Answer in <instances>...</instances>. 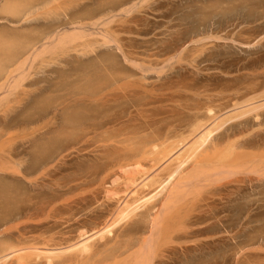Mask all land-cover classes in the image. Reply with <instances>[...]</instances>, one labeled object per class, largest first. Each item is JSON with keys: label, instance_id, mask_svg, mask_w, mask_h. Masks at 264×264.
Listing matches in <instances>:
<instances>
[{"label": "bare ground", "instance_id": "6f19581e", "mask_svg": "<svg viewBox=\"0 0 264 264\" xmlns=\"http://www.w3.org/2000/svg\"><path fill=\"white\" fill-rule=\"evenodd\" d=\"M6 1L4 0L3 3ZM28 1L29 0H27V2ZM49 1L52 2V11L47 10L49 11L48 13L44 11V15L42 16L41 14L43 13H41V11L39 10L41 8L38 9L37 5L41 7L40 5L49 3ZM54 1L55 0H33L31 2L29 1L28 3L26 2V4H21L22 9L18 8V5L21 3L18 1L19 3L17 2L18 5H16L15 8L16 10L18 8L21 13L18 10L15 12L13 9L12 11H10H14L13 14L15 15L16 13L18 14V20L20 19V16L22 19L23 15H27L26 13L29 12L28 14L30 16V19L28 18V15V17H24L28 18L29 22L30 20L34 21V19L39 22L38 18L35 17L39 12V18L40 16L41 18L45 17L44 19L48 18V20L51 21H48V23H54L52 20L55 18L57 21H60L57 16L58 12L55 9L59 8V3L63 4L62 1L59 2V0H56V4L54 3ZM80 1L81 0H79V2ZM129 1L130 0H96V8L94 7L95 9L93 10L92 7L89 11L88 9L84 10L86 12L74 11L68 14L66 13V10L64 11V9L61 8L60 10L63 9V11L60 12L66 13L63 14V16L67 17V25H70L71 27L74 26L73 30L69 29L70 31H67V25H63L66 22H63L62 24V22L60 21V26L58 25V22H56V25H58L59 27H65V30L60 32L58 31V27L56 25L54 26L52 24L54 27L50 28L49 24L46 23L47 20L44 21L42 19V21L45 22V25L47 26L46 27L42 24L43 27L45 26V30L42 27V30L44 31H42L41 28L37 29L40 25L36 24L37 28H35V26L33 28L29 27L31 32L29 31V33L28 31H25L26 33H28H24L23 35V32L18 28H25L22 19L21 23H23L22 26L17 27L18 31L16 32V30H13V33L15 31L16 35L15 33L13 34V36L15 35L14 37H12V33L10 35L13 39L11 41L5 40L6 42L2 40L0 41V93H6L4 94L6 95L5 99H8L7 97L13 94L14 96H17L16 98H18V96L21 97L20 100L16 99L19 102H21V100H25L22 97L27 96V90H25V87L27 85L24 84L26 85L24 87L22 83L26 80V78H28V76H30V70L32 71L34 66L37 67L38 65V69H41L44 66L48 67L47 65L50 62L52 63L54 59V61H56V58H58L59 55H63L64 53L67 54L68 52L70 55V51L74 52V54L80 51L81 53L79 54L81 55L84 53L81 50H86V48L91 47V44L98 42L102 46H104V44L106 46L108 44H113L121 52L124 61H126V63L132 64L138 71L142 72L143 74L145 70L141 68L140 64L135 62L136 56L132 55L133 52H130L128 46L127 49H129V51L124 49L126 47L123 48L124 45H121L122 43L120 42L121 40L117 35L116 30L113 27L108 26L113 20L112 18L115 17L113 12L119 7H122L124 3H129ZM67 3L70 2L67 1ZM10 4L8 6H10ZM77 4L79 5V3ZM133 6L134 4L132 3L131 6H128L126 9L122 8L123 10L121 11L123 13L128 12ZM84 8L86 9V7ZM33 9L38 10V12L35 13L36 11L34 12ZM30 10H33V12L35 13L34 14L32 12L33 15H35V18L32 14V16L30 15ZM49 13H53L51 14V18L48 15ZM97 14L101 15L97 16ZM0 16L2 17V15ZM1 17L0 20L2 19ZM12 17H14L12 19L17 18L15 16ZM32 17L33 20L31 19ZM90 19L91 21H93H88ZM85 20L90 23H85ZM10 22L12 23V21ZM29 25L27 24V26ZM84 25L92 28H97L98 26L104 28L99 37L97 36L100 39L96 40V37L93 36L94 33H89V29L87 30L88 33H86L85 30L88 27L84 29ZM13 27L11 26L8 28ZM1 28L3 30L4 27L0 26V29ZM33 29H36V33ZM9 30L7 31L9 32ZM37 30H40L43 33H40V31ZM19 31L22 34L19 33ZM17 33L19 35H17ZM0 35H2V33ZM88 36L93 37H90V39ZM5 37L8 38V35ZM85 37H88V39L90 40H87V38ZM202 39L197 40V42L201 41L202 43ZM96 54H98V52H96L95 55ZM101 54L100 56H102ZM134 54L136 53L134 52ZM107 55H103L105 57L98 56L99 58L95 56L97 57V60H99L100 58L102 59L98 61V63H96L97 61L90 64L88 62V65H86L85 63L86 67H82V63L80 64L79 62L80 65H78L82 69L79 68L77 70V67H75V70L79 71L80 73H74L76 75L75 79H73L71 82L65 83L68 85H64L62 83L64 85L63 94L62 92H60L62 95H59L58 98L55 97V99L53 97L54 100L50 99V95L48 96V98L51 100V105H49V103L47 104L49 106L45 104L46 102H50H45V100H48V98H42V100L40 99V101L42 102H39V104L43 103L41 106H36L35 103L38 104V101H35L33 105H35L37 108H33L37 109L36 112L34 111L36 117L30 118L28 117L29 115H25V113H27L25 112L24 117L19 118L18 120V127H20L21 130L18 135L15 136V138L18 137L20 140L19 150L16 149L17 152L12 151V153L11 151L3 153L1 149L2 152L0 153V160H2V163L0 164V171H9L8 173L11 172V175L13 173L15 176H18L16 181H19L18 179H21V181L25 180V183H27V185L31 187L29 189L35 187L37 188L39 185L42 188L44 187L43 189H45V185L47 184L45 180L50 176V174L55 171L56 168H58V166H61V164L64 165L65 159L68 158L69 155H71V153H68L70 152V150L76 152V154L73 153L75 154V156L72 154V156H74V159L72 161L74 162V160L76 161L77 152L81 151L82 153L83 149L85 152V150L89 148L87 145L89 143L91 145V143L94 142L95 145L93 144L94 146L92 148H89L88 150L90 151L94 148V151H96V149H98L97 152L103 155L101 156L100 154L101 160H99V155L96 156L100 161H98L99 163L95 161L96 157H94V161L91 160L93 162H96V165L95 163H90L94 164L93 168H91L90 166V169L87 168L88 165H86V167L84 168V165L81 169L85 170H80V174L78 173L80 171H77L76 173L79 174L77 176L78 178H73L72 182L70 181L72 185L66 188L67 192H71L72 190H76V192L79 191V193H76L80 197L79 199H81V196L83 195V193H85L84 190H87L85 188H88L87 193L85 194L90 195V200H87V197L84 200H65L64 198V200H45V198L44 200H24V198L27 199V193L29 192L25 193L27 196L25 197L24 195L23 198V196H21L22 193L20 195V192L19 194L18 192H15L18 195H15V193H11L17 190L16 188H12L13 185L11 186L12 190L10 192L8 191L10 187L7 190L8 186H5L6 184L4 185L2 184V182H0V264H154L155 259L160 256H164L163 253L164 251H166L165 248H168L167 250H170L169 247L172 248V245H169L168 243L172 244L175 238L176 240H181L178 235L180 237L185 236L187 231H185V233H181V236L179 231L180 229H183L185 227L186 230V225L188 224L190 226L189 228L187 226V228H191V220H193L191 219L193 218V216H191L192 213H196L198 209L199 211L202 210V208L198 206L200 205V202L198 203V205H196L197 200L201 199V195L206 196L207 199L211 194L217 195L220 194L221 191H225L223 195L224 199L222 200H234L237 198L239 199L243 195L242 191L245 188V185L243 186V184L247 185V181L245 182V180L249 179L250 182H258L260 181V179L264 178V78L263 80L261 79V81L255 80V82L252 80L249 83L247 82V84H245L244 86L236 85V87H231L229 89L228 87L226 88L222 86L219 88L220 90L218 92H215L216 94L208 91L206 83V88H202V91H199L201 92L200 100H196L197 96H199V93L194 91L196 92L194 94L192 92L191 95H195L196 97L194 96L195 98H191H194L196 101H190L194 103H188L189 106L186 108L183 106V108L186 109V112L184 111L183 117L178 115V113H180L181 115V111L183 112V109L179 107L181 104L178 106V104L176 103L175 106H178L181 111L178 110L177 113V110L175 109L174 111L177 114H175L174 112V118L171 117L172 119H170L168 122H166L165 120L164 122L162 119H160L162 120L164 125H162V123L160 124V121L158 122V120L153 121L152 119L143 117L145 115L143 114L144 112H142V114L140 113V117H143L144 119L140 118L139 116H131L132 118H130V116H126V113L125 116H122V118L128 117L127 119L124 118V121L120 120L121 118L119 117L116 118L113 116L114 118H112V116L108 115L107 112L105 113L106 116L104 117L105 114L103 113L104 111L102 112V110L99 108L100 105H98V108L100 110H92L93 104L91 103H95L97 106L98 102L101 104L103 99L107 100L108 102L109 98H114L115 95L117 96L118 93L116 94L114 93V91H118V95H120V91L123 92L120 96H125L126 98L128 92L129 95H131L130 91L132 90L126 91V88L129 87L128 89H130L132 87L130 86V84H133V81H131V77H133V74L130 73L132 71L129 70L130 72H124L125 69H122L123 72H118L117 69L113 70L114 63L110 58L111 55ZM72 56L74 57L73 54ZM95 57L94 60H96ZM64 59L66 60V58ZM69 59L71 62L72 58ZM35 61H37L38 63H36ZM66 67L67 66H65V68ZM51 71L53 70H50V72ZM65 72L66 71L64 70V73ZM33 76L34 75L31 76L32 80L28 78L30 80L29 82H27L28 86L31 84L36 85V83L43 82L39 77H37L38 79L34 80L33 78L35 77ZM134 77L135 80H133L135 84L140 80V77ZM43 79L47 83L48 80H45V78ZM68 79L66 78V80ZM136 79H138L137 82ZM220 79H224L226 83L225 78ZM63 80L65 81V77ZM49 83L51 84V82ZM217 84L216 86H218ZM139 85L140 83L138 82V86L136 84L134 87L137 86L138 88L142 86ZM61 87L63 86L61 85ZM143 87L145 88L144 85L141 88ZM172 88L173 87H171V90ZM214 88L215 87H213L212 89ZM138 90L135 91L138 93ZM140 91L138 94H140ZM143 91L145 92V90ZM155 91H157V89ZM55 92L57 93V91ZM144 92L141 93L143 94ZM147 92L148 91H146V93ZM165 92L167 93V91ZM181 92L185 93L186 91L183 90ZM49 93H51V91ZM137 93H135V95L138 96L137 99H139L140 101L141 97L139 98V95ZM146 93L143 94V97H146ZM160 93L163 95V92ZM111 95H113V97ZM29 96H27L26 98H28ZM37 96L38 95H36V97ZM3 98L0 99V101H4ZM147 98L149 99L150 97ZM167 98H169L168 100L171 101V97ZM158 99L159 98H157V100ZM178 99L180 98L178 97ZM190 99L188 98V100ZM34 100L35 99H33V102ZM132 100L135 101L136 99H131V103H133ZM175 100L177 99H174L173 101H171V103H175ZM145 101L147 102V100ZM152 101H154V99ZM126 102H122L120 104H125ZM135 102L137 104L138 100ZM142 102L143 104H146V102ZM142 102H140V104ZM18 103L16 104L18 105ZM26 103H24L21 108L24 111H26L25 109H28L26 107L28 104ZM29 103L31 104V102ZM86 103H90L89 106L92 105L91 108ZM17 105L15 107H17ZM103 105L105 107V104ZM122 107L124 106L122 105L120 108L119 105L118 109H122ZM142 107L141 108L144 109V106ZM113 108L111 107V109ZM172 108L174 109L173 105L171 106L170 110H172ZM5 109L6 108H4L3 111ZM136 109L132 111H136ZM157 109L161 108L159 107ZM165 110L164 112H167L169 109H167V111ZM29 111H31L30 108ZM140 111L141 110H139V112ZM130 113L129 115L135 114L132 112ZM31 114L32 112L30 113V116ZM57 114L60 117L59 122L55 121L56 117L58 118ZM122 114L124 113L122 112ZM3 115H1V117ZM32 115L34 116V113ZM107 115L111 118H108ZM157 116H159V114ZM149 117H151V115ZM153 117L154 115H152V118ZM168 117L170 116H167V118ZM5 118L7 120V116ZM14 118H16V116H14ZM133 118H138V120L140 118L141 120L143 119V121L140 120L139 122H137L138 120L136 119L137 121L135 120V122L137 123H133ZM145 119L149 121H146ZM15 123L14 125L16 126L17 124ZM35 123H37V128L29 127L30 129L27 130L28 128H26V126H28V124L33 125ZM3 124L4 126H6V123ZM12 125H10V127H8L9 125L6 127L10 129ZM1 126L3 128V125ZM3 130L7 131V129L5 128H3ZM6 131L2 132V134H6ZM2 134L0 132V138L1 136H3L2 138H4L5 135ZM12 136L13 135L9 133V135L7 137L5 136L6 138L2 140L3 142L0 141L1 144L5 143V141H9L7 143H10V141L12 142ZM27 137L28 139L30 137V139L28 140ZM27 144L28 149L26 148ZM9 146L11 147V145ZM0 147L2 148V146ZM93 154L95 155V153ZM69 162H71V160H68L66 163L69 164ZM74 167H76V164L74 165ZM86 168L88 170H86ZM74 170L78 169L75 168ZM14 175H12L11 177H13ZM249 175L253 177L251 178L249 177ZM43 182L44 184L46 183L44 186H42ZM93 182L96 183V188L93 186L95 185ZM17 183L20 184L19 182ZM229 183H234L233 185L236 184L235 188L233 186V189H235L233 190V192L228 189H231L232 186L226 188L227 184L229 185ZM91 184H93V187H91ZM19 186H21V184ZM22 186L25 187L24 183L22 184ZM209 186H213L212 189L215 192ZM209 188L211 189V191H213L212 193L209 191L211 194H205L209 192L201 194L202 190L206 191V189ZM39 189L40 188H38V191ZM225 189L229 190L230 194H228L229 191H226ZM51 191L55 193L54 190ZM34 193L36 194V192ZM60 193L62 194V192ZM97 193L98 195L101 193V199H98ZM19 195L20 197H17ZM57 195H59V193ZM233 195L234 197H231ZM11 196L17 197V199H20L22 197V200H14ZM34 196L35 195H33L32 198ZM220 197H222V195ZM32 198H29L28 196V199ZM209 200L211 199L209 198ZM204 201L206 200L204 199ZM204 201L202 200L201 202L204 204ZM205 203L206 205L204 204L202 206H206L207 208V205H209L208 201H206ZM208 208L211 207L208 206ZM205 211L206 210H204V212ZM195 213L194 216L197 218L198 216H196ZM196 218H194L195 220H193L194 223L198 222L196 221ZM187 220L191 222L188 223ZM193 225L194 224H192V226ZM198 227H200V225ZM174 231L176 233L178 231L179 233L176 234ZM182 231L184 230H181V232ZM172 233L176 234H174L175 236L173 235L175 238H173V236L171 235Z\"/></svg>", "mask_w": 264, "mask_h": 264}, {"label": "rangeland", "instance_id": "374dc122", "mask_svg": "<svg viewBox=\"0 0 264 264\" xmlns=\"http://www.w3.org/2000/svg\"><path fill=\"white\" fill-rule=\"evenodd\" d=\"M3 1L4 0H0V5L2 4L1 5L2 7L0 6L1 7L0 15H2V17L0 16L2 18L0 20V26L4 27L5 29L3 28V30H2V28H1L0 34L2 33V35H4V34L5 35L4 36L0 35L2 37V38L0 37V41L1 40L2 41H5V40L11 41L13 39L12 37H14L16 35V33L14 31L15 35L13 36V34H14L13 30H16V32H17L18 31L17 27L22 26L23 22H24L23 24H24L26 29L24 27L23 28L18 27V28L20 29V31L23 32V35H24V33H26L25 31H28V32L30 31L29 27L33 28L35 26V28H37L36 26L40 25V26H38L37 29L41 28V30H42L43 25H45L46 23H48V21H50V20H48V18L44 19L45 17L41 18V16H40V18H39L38 16L40 13L38 12V10L33 9L34 12L36 11L35 13L38 12L37 13L38 15L37 16L33 15V13H34L33 10L32 11L30 10V12H31L30 15L32 14L33 17L35 16L36 18H38L39 22H37L36 19H34L35 22L31 21V20L29 22L28 18L30 19V16L28 14L29 12H27L26 14L29 17L24 14L23 18H22L23 22L21 23V21H22L21 16L19 15L20 19L18 20V14L16 13V15H15L13 13H14V11L16 12L17 10L19 11V9H22V5L26 4L27 0H10V1L5 0L6 2H4V3H3ZM13 1H15L16 4ZM18 1L21 2L19 4L20 6L17 4ZM29 1L31 2L33 0H29ZM61 1L65 5H63L62 3L61 4L59 3V5H58L59 8H57L55 10L58 12L57 16L60 19V21L62 22V24H63V22L67 21V17H64L63 14L72 13L74 11H80V12L82 11L83 12L84 10H87V9L89 11V10H91L92 7H93L92 10L96 8V6H95L96 0H83V1L81 0L80 2H79V0H75V1L74 0H59V2H61ZM67 1L70 3H67ZM55 2H56V0L54 1V3ZM6 3H7V5H6ZM77 3H79V5ZM132 3L134 4V6L130 9L131 11L129 10L128 12H124V13L121 11V10H123L122 8L126 9L128 6H131ZM3 4H5V5H3ZM9 4H10V6H8ZM16 5H18V8H19V9L17 8V10L15 8ZM43 5H40L41 7H39L37 5L38 9L41 8V9H39L41 11V13H43L44 11H46L47 13L49 11H52L53 6H52L51 1H49V3L43 4ZM25 6H23V7H25ZM77 7H79V8H77ZM84 7H86V9ZM61 8H63L64 11L66 10L67 12L66 13L60 12V11H63V9L60 10ZM12 9L14 10L13 12H11ZM47 10H49V11H47ZM19 12L21 13V11H19ZM84 12H86V11H84ZM51 14H53V13L48 14L50 16V18L52 16ZM113 14L115 15V17L112 18L113 20L110 22V24L108 26L113 27L116 30L117 35L119 36V38L121 40L120 41L122 43L121 45H124L123 48L126 47V48H124L125 50L129 51V49H130V52H133L132 55L137 57V58L135 57V62L140 64L141 68L144 69L146 72L144 71V73L142 74V72L138 71L132 64L126 63V61H124V59L122 57L121 52L113 44H111V45L108 44L107 46L104 44V46H102L99 42L93 43V44H91V47L86 48V50L90 49L91 51L93 50L95 53L98 52V54H96V55L93 51L91 52L90 50H87V51L81 50L84 53L80 55L79 53H81V52L78 51L77 53H75L76 54V56H75L74 52L70 51V55H69V52L67 54L64 53L63 55H59V57L63 56L64 58H66V60L63 57L62 58L58 57V58H56V61H58V62L54 61L55 60L54 59L52 63L50 62L47 65L48 67L44 66L41 69H38V65L36 64L37 67L34 66V68L32 69L33 72L30 70V73L32 72L31 74L34 75L33 76V77H35V78H33L34 80L38 79L37 77H39L40 80L43 82L36 83V85L31 84L28 86L27 82L32 80L31 79L32 75L29 73L30 76H28V78H30V80L28 78H26L27 81L25 80L22 83L23 85L24 84L27 85V86L24 85V87L26 86L25 90L28 91V92L26 91V95L29 96V94H30V96L28 98H26L27 96L26 97L23 96L22 98H24L25 100H21V102H19L18 100H20V98H21L19 96H18V98H16L17 96H14L12 94V95H9L10 98L7 97L8 99H5L6 95H4V94H6V93H3V94L0 93V99H2L4 97L3 98L4 101L3 100H1L2 102L0 101V103H1L0 104L1 105L0 106V118H1L0 119V129L2 130V131L0 130V132H1V134H2V132H5L6 130H3V128H5V129H7L6 134L9 135V133H10L11 135H13L12 136L13 137L12 142L10 141V143H7L9 141H5L6 144L5 143L1 144V142H3L2 140H4V138H6L8 136V135L3 133L6 137L4 136V138H2L3 136H1V138H0L1 139L0 140L1 141L0 146H2V148L0 147V153L2 151H3V153H6L7 151L8 152L11 151V153H12V151L17 152V150H19L20 140L18 137L15 138V136H17L21 130V128L18 127V122H19L18 120H19V118L24 117L25 112H27V113H25V115L26 114L29 115L28 117H30V118L36 117V115H35V112L37 110L36 106H39V105L41 106L43 104V103L39 104V102H42V101H40V99L42 100V98H44V99L48 98L49 95H50V99H53V97L55 99V97L58 98L59 95H62L64 85H68L65 83L71 82L73 79H75L76 72L77 73L79 72V71L75 70V67H77V70H78L79 68L82 69L81 67H79V65L81 63H82L81 64L82 67H84V66L86 67V65H88V62H89V64L95 63V61H97L96 63H98V61H100L102 59V58H100L99 60H97V57L100 56L101 53H103V54H101L102 56H100V57H105L107 54H109L107 56L111 55L110 58L112 59V62L114 63L113 66L115 67V68L113 67V70L117 69L118 72H121L122 69L123 70L125 69L124 72L125 71L128 72L129 70L132 71V72L129 71L130 73L133 74V77H131L132 78L131 81H133L132 82L133 84H130V86H132V87L130 89H128L129 88L128 87V88H126L127 90L126 89L125 90L126 91H130V90L133 91L134 90L133 93H132V91H130L131 95L132 94L134 95V98H133V95L132 96L129 95V92H128L127 98L125 96H124L125 98L120 96V95H122L123 92H121L118 89L120 91V95H118L119 94L118 91L117 92L114 91V93H116V94L118 93V94H117V96L115 95L116 98H115V96H114V98H109V99L107 98L109 104H108L107 100H104V99L102 100L101 104L102 105L105 104V107H104V105L102 106L99 102H98L97 106L95 103H91V104H93V106L92 105L89 106L90 103H86V104H88V106L90 108L92 106L93 107L92 110L97 109V111H98V109L100 108L102 110V112L104 111L103 112L104 114L107 112V114L112 116V118H114V117L118 118L119 117V118H121L120 120H124V118L125 119L128 118V117L122 118V116H125L126 113H127L126 116H130V118H132L134 116L140 117V113L142 114V112H144L143 114H145L147 117L145 115L143 117L152 119L153 121L158 120V122L160 121V124L162 123V125H164L162 120L163 121L165 120L166 122H168L170 119H172L171 117L174 118V115L178 113V110L181 111V109H183V112L181 111V115H180V113H178L179 116L183 117L184 111L186 110L185 108L189 106L188 103L193 104L196 100L197 101L200 100V98H201L200 93L201 92H199V91H202V88L208 87L207 88L208 91H211L212 93L216 94L215 92H218L220 90L219 88L222 86H224L226 88L228 87V89H229L231 87H233V88L236 87V85L237 86H244L245 84H247V82L249 83L252 80L253 81H255V80L261 81V79L263 80V78H264L263 77L264 76V0H148V1L147 0H130L129 3L128 2L124 3V5H122V7H119L118 9H116L113 12ZM41 15L43 16L44 13ZM48 15H47V17H48ZM98 15H101V14H97V16ZM12 16H15L17 18L12 19V18H14ZM5 17H6V19H5ZM24 17H28V18H24ZM33 17L31 18L32 20H33ZM3 18H4V21H3ZM25 19H27V20H25ZM42 19L44 21L47 20V22L46 23L43 22ZM54 20H56V18L52 20L55 24L54 23H48L50 28L51 27L53 28L57 24L56 22H58V25H59L60 21H57V20L54 21ZM10 21H12V23ZM88 21L92 22L93 20L91 21V19H90ZM88 21L85 20L84 22L90 23ZM67 22L64 23L63 25H67L68 24ZM25 23H26V25H25ZM4 24H5V26H4ZM27 24L28 25L31 24V25L27 26ZM14 25H16V26H14ZM58 25H56L58 27V28L56 27L58 29V31L62 32L63 30H65L64 26H63L64 27L63 28V27H59L60 25L59 26ZM11 26L12 27L14 26L15 28L14 27H13L14 29L8 28ZM67 27H70V28H67ZM73 27L74 26L71 27L70 25H67L66 29H67V31H70L69 29L73 30ZM86 27H88V26L86 25L84 29H86ZM6 29L7 30L10 29L9 30L10 33ZM103 29L104 28H102L100 26H98L97 28L96 27H94V28L88 27L85 31H86V33H88V31H90L89 33L92 32V33L96 34V35L93 34V36L96 37V40H99L100 38H98V37L102 33ZM33 30H35L34 32L36 33V29H33ZM33 30H32V33H33ZM44 30H45V28H44ZM44 30H42V31H44ZM117 30L119 31L120 34L118 33ZM123 30L126 32H124ZM20 31H19V33H21ZM37 31H40V30H37ZM120 31H122L123 33ZM11 33H12V37L10 36ZM40 33H43V32L40 31ZM7 35H8V38L5 37ZM17 35H19V34L17 33ZM93 36H90V37L92 38ZM88 37H85V38H87V40H90L91 38L89 37L90 39H88ZM199 39H202V43H201V41L200 42L198 41L199 43L197 42V40H199ZM193 41H195L196 43ZM193 43H195V44H193ZM127 46L129 47V49H127L128 48ZM185 48H187V49H185ZM183 49H185V50H183ZM86 52H87V54H86ZM134 52L137 55L134 54ZM72 54L74 55V57L72 56ZM103 55H105V56H103ZM95 56H97V57H95ZM79 57L81 60L79 59ZM94 57L96 60H94ZM69 58H72L71 62H70ZM89 60L92 62H90ZM162 60H164V61H162ZM35 62L38 63L37 61H35ZM79 62H80V64H79ZM85 63H86V65H85ZM64 65L67 67L65 68ZM146 65H148V66H146ZM160 66H162V67H160ZM143 67H145V68H143ZM151 67H153V68H151ZM133 69L135 72L133 71ZM50 70H53V71L50 72ZM58 70H59V72H58ZM64 70L66 71L65 73H64ZM72 70H74V71H72ZM66 74H67V77H66ZM135 74H138V75L140 74V75L138 76ZM225 74H227V75H225ZM63 76L65 77V81L63 80L64 79ZM134 76L140 77V80L138 81L140 83L139 86L144 85L145 86V88L143 87L144 89L141 88L142 86L137 88V86H138L137 80L138 79H136L137 83L134 84V80H135ZM42 77L45 78V80H48L47 83L44 81V79ZM141 77L142 78L145 77V78H143V80H142ZM66 78L67 79L69 78V79L66 80ZM220 78H225L226 83H225L224 79H220ZM234 79H235V81H234ZM61 80H63L64 82ZM49 82H51V84ZM227 82H229V83H227ZM206 83H207V85H206ZM37 84H39V85H37ZM136 84H137V86L134 87ZM216 84L218 86H216ZM61 85L63 87H61ZM156 85H157V87H156ZM205 85H206V87H205ZM208 85H210V86H208ZM57 86H59V87H57ZM65 87H67V86H65ZM171 87H173L172 90H171ZM211 87L212 88L215 87V88L212 89ZM55 88L58 90H56ZM135 88H137V89H135ZM38 89H40V90H38ZM43 89H44V91H43ZM156 89H157L158 93H157V91H155ZM158 89H160V90H158ZM162 89H164V90H162ZM187 89H189V90H187ZM46 90L48 93L46 92ZM53 90H55V91H57V93L58 92L59 93L57 94ZM135 90L136 91L138 90V93L141 90L140 94H138ZM143 90H145V92ZM183 90L186 91L185 92L186 94L184 92L183 93L181 92ZM50 91H51V93H49ZM146 91H148V92L146 93ZM165 91H167V93ZM194 91L199 93L198 94L199 96H197L196 100L194 99L196 96L194 95L195 96L194 97L191 95L192 92L194 94L196 93ZM29 92H31V93H29ZM60 92H62V94ZM141 92L146 93L145 94L146 97H143L144 93L142 94ZM160 92H163L164 96ZM135 93H137L139 95V98L141 97L140 101H139V99H137L138 96L135 95ZM171 93H173V94H171ZM43 94H44V96H43ZM156 94L157 95L159 94V95L157 96ZM177 94H179V95H177ZM1 95H4V96H1ZM34 95H35V97H34ZM36 95H38V96L36 97ZM7 96H8V94H7ZM45 96H47V97H45ZM111 96L113 97V95H111ZM147 97H150L152 100L154 99V101H152L150 98L148 99ZM167 97H171L170 98L171 101H173L174 99H177V100H175V103H173V102L171 103V101L168 100L169 98H167ZM178 97L180 99H178ZM191 97H194V98L192 99ZM38 98H39V100H38ZM129 98L136 99L135 101L138 100L137 104L133 100H132L133 103H131V99H129ZM157 98H159L158 99L159 101L157 100ZM164 98L167 100H165ZM188 98L189 99L191 98V99L188 100ZM10 99L12 100V102ZM16 99H18V100H16ZM33 99H35L34 102H33ZM50 99L48 98V100H45V102L50 101V102H46L45 103L46 105L48 103H49V105H51ZM110 99H111V101H110ZM114 99L116 100V103H115ZM120 99H122V100H120ZM160 99H162V100H160ZM15 100H16V102H15ZM53 100H52V102H53ZM128 100H130V101H128ZM141 100L144 101V103L146 102L145 100H147L146 104H143V102ZM13 101H14V104H13ZM17 101L21 104V106ZM35 101L36 102L38 101V104H36ZM119 101H121V102H119ZM190 101H194V102H190ZM29 102H31L32 105ZM122 102H126L127 105H126V103L120 104ZM140 102H142V103L140 104ZM156 102H159V103H156ZM3 103H5V104H3ZM16 103H18V105ZM24 103L28 104L26 106L28 109H25L26 111L21 109L22 106L24 105ZM34 103L36 106L33 105ZM113 103H115V104H113ZM176 103L178 104V106L181 104L179 106L181 109L178 106L177 107L175 106ZM118 104L120 105V108L122 105L125 108L122 107V109H118L119 108ZM131 104H134V105L136 104V105L134 106ZM16 105H17V107H15ZM49 105H47V106H49ZM98 105H100L104 109L101 108L100 106L98 108ZM172 105H173L174 109L172 108V110H170ZM18 106H20V107H18ZM127 106H128V110H127ZM142 106H144V109H142L143 108ZM158 106L161 109H157V108H159ZM183 106L185 108H183ZM10 107H13V108H10ZM33 107H36V108L34 109ZM111 107L112 108L114 107V108L111 109ZM115 107H116V109H115ZM136 107H137V109H136ZM165 107H167V108H165ZM4 108H6V109L3 111ZM29 108L31 109V111H29ZM135 109H136V111H132ZM167 109H169V110L167 111ZM175 109L177 110L176 111L177 113L174 111ZM6 110H9V111H6ZM119 110H120V112H119ZM139 110H141V111L139 112ZM164 110L167 112H164ZM5 111L7 113L8 112L9 113L7 114ZM14 111H15V113H14ZM22 111H24V112H22ZM109 111H111L112 113ZM31 112H32V114L34 113V116L31 114L32 117L30 116ZM122 112L124 114H122ZM130 112L135 113V114L129 115ZM146 112H147V114H146ZM160 112H161L162 116L160 115ZM174 112H175V114H174ZM156 114L157 115L159 114V116H157ZM1 115H3V116L1 117ZM5 115L7 116L8 121L6 120ZM108 115H107V117L111 118ZM148 115L149 116L151 115V117H149ZM152 115H154V117H153L154 119L152 118ZM14 116H16V118H14ZM105 116H106V114L104 115V117ZM167 116H170V117L167 118ZM143 117H140V118H143ZM9 118H10V120H9ZM59 118L60 117L58 115V118L56 117L55 121L59 122ZM140 118H139V120H138V118H133L134 119L133 123L139 122L141 120ZM14 119H16L17 122ZM143 119L141 121H143ZM160 119H162V120H160ZM11 120H12V122H11ZM135 120L137 122H135ZM146 121H149V120H146ZM2 122L6 123V126L9 125L8 127H10V125L13 124L12 125L13 128L12 127L10 129L7 128L6 126H4V124ZM14 123L17 125L15 126ZM1 125H3V128ZM34 125H36V126H34ZM29 127L30 128L31 127L37 128V123H35L33 125L28 124V126H26V128H28L27 130L30 129ZM27 139H28V137H27ZM29 139H30V137H29ZM93 144L95 145V143L92 142L91 145L89 143L87 146L89 148H92L94 146ZM9 145H11V147ZM16 146H18V147H16ZM26 148L28 149V144H27ZM1 149H2V151H1ZM88 149L85 150V152L83 149L82 153H81V151L77 152L76 161L74 160V162L72 160L74 159L76 152L73 150H70V152H68V153L69 154L71 153V155H69V157L65 159L64 165L61 164V166H58L59 169L56 168L55 171L53 172L54 174L53 173L50 174V176H49L50 178L48 177L49 179L47 178L45 180L47 183V184L45 183L47 185V187L44 184L45 181L42 183L43 184L42 186L45 185V189H43L44 187L42 188L40 185L37 188L35 187L36 189L32 188L34 190L29 189L31 187L28 186L27 183H25V180L24 181L22 180L24 183V186H25V187H23L22 186L23 183H22L21 179H18L19 181H16L18 176H15L12 173V175H14L13 176L14 178L11 177L12 175L10 174L11 172L8 173L9 171H7V172L6 171H0V182H2V184H4V185L6 184L5 186H8L7 190L10 187V189L8 190L10 192H11L12 188H14V189L16 188L17 190L13 191L11 193L18 192V194H19V192H20V195L22 193L21 196H23V198H24V195H25V197L28 195L29 198H32V196L35 195L32 199H28V196H27L26 197L27 199L24 198V200H44V198H45V200L46 199H48V200H55V199H57V200H64V199L65 200H84L86 197H87L86 198L87 200H90L91 199V197H89L90 195L85 194V193H87L88 188H85L87 190H84L85 193H83L82 196L80 195L82 197L81 199H79L80 197L78 196V194H76V193H79V191L78 192H76V190L75 191L72 190L74 192H72V191L67 192L66 191L67 190L66 188H68L69 186L72 185L71 182H72L73 178L75 179V177H77L81 173L80 170H85V169H81L84 165H85L84 168L86 167V165H88L87 168H89V166L91 168H93L94 164H90V163H95V165H96V162L97 163L100 162L99 160H101V158H100L101 153L99 154L97 152L98 149H96V151H94V148H93V150L91 149L90 151ZM4 150H5V152H4ZM88 152H90L91 154ZM13 153H15V152H13ZM73 153H75V154H73ZM84 153H86V154H84ZM93 153H95V155ZM72 154L74 156H72ZM102 155L103 154H101V156ZM96 156L99 157V160L97 159L98 157H96ZM94 157H96L95 158L96 160L94 159ZM15 160H16V158H15ZM66 160L67 161L71 160V162H69V164H67ZM91 160H93V161L95 160L96 162H93ZM0 161H1L0 162V164H1L2 160H0ZM79 163L80 164L82 163V164L80 165ZM75 164H76V167H74ZM77 164H78V166H77ZM75 168L78 170H74ZM87 168H86V170H88ZM77 171H80V172H78L79 174L76 173ZM8 174H10V175H8ZM98 177H99V175H98ZM249 177L252 178L253 176L249 175ZM12 178H13V180H12ZM88 179H90V178H88ZM246 181H247V185L243 184V186L245 185L244 186L245 188L242 191L243 195L240 197V198L243 197L242 199L237 198L234 200H222V199H224L223 195H224L225 191H223V192L221 191V193L217 194V195L211 194L214 191L212 189L213 186L212 187L209 186L213 191H211L210 188L206 189V191L202 190L201 194L210 191L211 193L209 192V193H205V194L206 195L211 194L212 196L209 195L210 196L209 198L211 199V200H209V198L206 199V196H204V195L202 196L200 194L201 199L197 200L196 205H198V203L200 202V205H198V206H200L202 208V210L199 211V209L197 208L198 209L197 212L196 213L194 212L195 215L198 216L197 218L194 216V213H192V215H191V216H193V218H191V219L195 220L194 218H196L197 219L196 221H198V222L195 221L196 223H194L193 220L188 219V220L192 221L191 228L188 229L190 226L188 224V225H186V230H185V227L183 229L179 230L180 235H181V233H185V231H187L186 234H188V235L185 234L184 237H180L178 235V237L181 238V240H176V238L174 236L179 232L177 231V233H176L174 231L176 234L175 233L171 234L172 236L175 234L173 236V238H175L173 240L174 242H172V244L168 243L169 245H172V248L169 247L170 250H167L168 248H165L166 251H164V253H163L164 256H162V257L160 256L162 259L160 257H158L159 261H158V258L155 259L154 264H159V263L160 264H264V178L260 179V181H258V182H255V181L250 182L249 179L245 180V182ZM17 182H19L22 187L19 186L20 184H18ZM48 184H49L50 189L48 187ZM94 184L95 185L91 184V187H93V186L97 187L96 183H94ZM233 184L234 183H232V184L229 183V185L227 184L226 188H228L229 186L230 187L232 186L231 189L230 188H228V189L233 192V190H235V189H233V186L235 188V185H236V184L235 185H233ZM12 185H13V187L11 188ZM16 185H18V186H16ZM26 186H28V187H26ZM38 188L41 189V192H40V189L38 191ZM46 190H47V192H46ZM48 190H50V191H48ZM51 190H54L55 193H53V191H51ZM58 190H59V192H58ZM225 190L229 191L227 189H225ZM37 191H38V193H37ZM63 191H64V193H63ZM230 191H229V193L228 192L227 193L230 194ZM27 192H29V193H27ZM34 192H36V194ZM60 192H62V194H65V193L66 194L62 195ZM98 192H100V191H98ZM25 193H27V195ZM56 193L57 194L59 193L60 197ZM16 194L17 193H15V195ZM20 195L17 197H20ZM36 195H37V197H36ZM99 195L97 193L98 199H101V193ZM221 195H222V197H220ZM213 196H215V197H213ZM11 197L14 200L17 199V197H14V196H11ZM202 197L206 201H208L209 205H207V208L209 206L212 209L211 208L207 209L206 206H202L204 204L206 205V203H205L206 201H204V199ZM231 197H234V195ZM20 199L22 200V197ZM20 199H17V200H20ZM202 200L204 201V204L201 202ZM201 203H202V205H201ZM204 210H206V211L204 212ZM195 211H196V209H195ZM198 211H199V213H198ZM206 212H208V213H206ZM187 221H186V223H187ZM190 222L188 221V223H190ZM192 224H194V225L192 226ZM197 225L198 226L200 225V227H198ZM187 226H188V228H187ZM240 227H241V229H240ZM204 228H206V229H204ZM181 230H184V231L181 232ZM188 230H190V231H188ZM175 240H176V245H175ZM185 242H187V243H185ZM168 244H167V247H168ZM165 247H166V245H165ZM173 247H175V248H173ZM166 252H167V254H166ZM157 262H159V263H157Z\"/></svg>", "mask_w": 264, "mask_h": 264}]
</instances>
